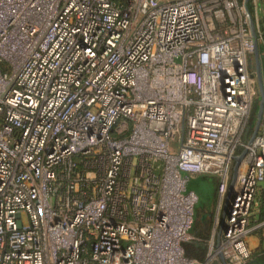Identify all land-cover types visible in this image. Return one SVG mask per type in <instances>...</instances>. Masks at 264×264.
I'll list each match as a JSON object with an SVG mask.
<instances>
[{"label": "built area", "instance_id": "2783aa9c", "mask_svg": "<svg viewBox=\"0 0 264 264\" xmlns=\"http://www.w3.org/2000/svg\"><path fill=\"white\" fill-rule=\"evenodd\" d=\"M263 14L264 0H0V264H196L200 175L217 179L223 254L249 261Z\"/></svg>", "mask_w": 264, "mask_h": 264}, {"label": "crops", "instance_id": "0c3cea01", "mask_svg": "<svg viewBox=\"0 0 264 264\" xmlns=\"http://www.w3.org/2000/svg\"><path fill=\"white\" fill-rule=\"evenodd\" d=\"M259 205L256 210V214L253 216L254 223L264 222V187H259L257 198ZM224 206V205H223ZM216 206L209 207L197 211L196 209V219L191 230L194 236V240L187 243L186 253L189 257L194 258L198 263L206 264H223L220 253H221V229L214 231V217L216 214ZM223 208L220 212V217L222 215ZM205 216L208 223H204L202 217ZM259 230L253 232L249 238L248 243L252 249V258L247 262L234 263L226 257L227 264H264V224L259 227ZM220 239V242L218 240ZM263 259H260L262 258ZM259 258V261H256ZM256 259V260H255ZM253 261V262H252Z\"/></svg>", "mask_w": 264, "mask_h": 264}, {"label": "water", "instance_id": "95a60500", "mask_svg": "<svg viewBox=\"0 0 264 264\" xmlns=\"http://www.w3.org/2000/svg\"><path fill=\"white\" fill-rule=\"evenodd\" d=\"M250 21H251L252 35H253V39H254V43H255L254 54H255V60H256V70H257V78H258V84H259L260 98L258 101V112H257L256 124H255L254 130H253V133L250 137L249 143H251L254 140V138L257 136V134L261 130L262 124H263V114H264V57L260 56V48L258 45L256 28H255L254 21L251 19V17H250ZM245 155H246V150H243L241 153L234 156L233 173H232V178H231V181L229 184V189H228L226 201H225L224 206H223V211H222V215H221V223H223L225 221V218L229 215V211H230L229 209H230L231 201L235 195V193H234L235 183L237 180V176L239 173L240 166L242 164V161L244 160ZM202 220L204 221V223H208L205 216L202 217ZM218 242H220V239L218 240ZM220 258H221L223 264H227L226 263V257L222 251L220 253Z\"/></svg>", "mask_w": 264, "mask_h": 264}, {"label": "rangeland", "instance_id": "374dc122", "mask_svg": "<svg viewBox=\"0 0 264 264\" xmlns=\"http://www.w3.org/2000/svg\"><path fill=\"white\" fill-rule=\"evenodd\" d=\"M251 2L252 0H250V3ZM260 14H262V11L260 12ZM255 21H256V17H255ZM260 28L264 31V14L260 15ZM253 112H254V107L252 109V116H251V122H250L251 124L249 125V127L252 125V122L254 123L253 127H255V124H256L257 114H256V117L255 116L253 117ZM260 131H264V114H263V124H262V128ZM249 134L250 133L248 132L246 139L250 138L251 134L250 135ZM232 173H233V169H232ZM261 186L264 187V181L259 183V187ZM188 189L195 190L199 196V201L196 205L197 211L217 205V182L214 180L213 176L200 175V176L191 178L188 184ZM260 198H261V195L259 194L257 199H260Z\"/></svg>", "mask_w": 264, "mask_h": 264}, {"label": "trees", "instance_id": "16d2710c", "mask_svg": "<svg viewBox=\"0 0 264 264\" xmlns=\"http://www.w3.org/2000/svg\"><path fill=\"white\" fill-rule=\"evenodd\" d=\"M259 48H260V52L263 50V45H260L259 46ZM259 101V100H258ZM258 101H256V103L254 104V112H253V117L255 116L256 117V114H257V112H258ZM257 118V117H256ZM255 119V118H254ZM251 124V123H250ZM249 124V125H250ZM253 122H252V125L248 128V131H247V134H246V136H245V139H246V137H247V135H248V132L252 135V133H253ZM249 134V135H250ZM251 135H250V137H251ZM246 140H248V139H246ZM214 180L217 182V179L214 177ZM260 228H258L257 230H259ZM185 248H187V243L185 244ZM260 259H263V257L262 258H260ZM256 260V259H255ZM256 261H259V258H257V260ZM253 262V261H252Z\"/></svg>", "mask_w": 264, "mask_h": 264}]
</instances>
